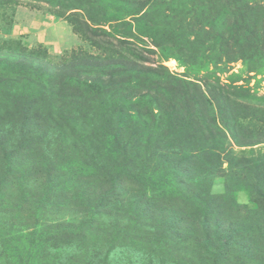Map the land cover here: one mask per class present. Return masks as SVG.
Returning a JSON list of instances; mask_svg holds the SVG:
<instances>
[{
    "label": "trees",
    "instance_id": "trees-1",
    "mask_svg": "<svg viewBox=\"0 0 264 264\" xmlns=\"http://www.w3.org/2000/svg\"><path fill=\"white\" fill-rule=\"evenodd\" d=\"M149 3L137 0L129 13L146 18ZM103 6L102 0H91L97 13ZM97 13L89 11L92 24L77 14L68 17L93 52L75 50L53 68L0 56V246L5 247L0 264H171L169 252L187 243V233L215 231L219 218L207 224L213 213L206 211L227 198L212 192L220 170H227L220 175L230 176L231 191L234 169L264 167L260 152L235 150L261 143L254 140L259 133L249 130L248 116L237 109L247 89L222 83L220 72L198 84L162 64H144L149 57L126 46L134 34L105 29L107 21L99 18L104 11ZM260 67L257 72L264 62ZM106 156L128 162L135 175L125 173L133 188H145L124 190L128 200L116 201L117 189L106 191L89 181L79 186L77 204L56 205V193L49 191L65 185V177L84 185L81 173H108L100 165ZM16 160L37 171L11 180L10 174L18 173ZM181 197L204 206L199 218L180 210ZM48 212L58 218L48 221ZM241 228L225 225L219 232L233 239ZM103 247L105 253H97Z\"/></svg>",
    "mask_w": 264,
    "mask_h": 264
},
{
    "label": "rangeland",
    "instance_id": "rangeland-1",
    "mask_svg": "<svg viewBox=\"0 0 264 264\" xmlns=\"http://www.w3.org/2000/svg\"><path fill=\"white\" fill-rule=\"evenodd\" d=\"M102 1L105 6L100 12L104 11V15L90 7L91 0H0V56H10L34 67L53 68L55 63L69 58L75 50L93 52L90 42L74 31L68 20L71 14H77L79 19L92 24L89 19L91 10L92 15L96 12V16L100 15L99 18L107 21L102 25L105 29L110 30V26H114L118 32L123 31L120 34H134L128 38L126 46L148 56L149 60L143 61L144 64H162L172 75L198 84L210 83L206 75L213 76V72H220L218 75L222 83L247 89L245 96L241 95L243 99L238 101L237 109L248 116L249 130L259 133L254 140L261 143L253 147L236 146L235 150L248 153L253 148L257 154L260 152L264 155V68L263 71H256L264 62V0H148V16L143 19L129 13L137 0ZM121 20L129 25L120 26L124 23ZM223 164L228 169V162ZM100 165L105 166L108 173L83 172L84 185L65 177V185L56 188L55 192L49 191L51 195L56 193L57 198L53 201L77 204L81 200V196L76 194L79 186H86L89 181L103 185L106 191L117 189L113 197L116 201L122 198L128 200L124 190L141 191L145 188L144 185L133 188L128 173H125L131 171L135 175L132 172L134 168L129 167L128 162L106 156ZM15 166L18 173L14 172L16 176L11 173V180L18 176L22 180L31 175L24 173L28 169L37 171L36 165L29 167L17 160ZM251 168L234 169L236 172L231 179L235 186L231 191L226 188L230 176L224 173L220 175L225 169L220 170L212 192L226 195L227 198L206 211L213 213L208 216L207 224L219 218L213 225L215 231L202 234L201 228H198L197 232L187 233V243H178L176 250L169 252L171 264H225L223 253L229 255L230 264H264V167ZM109 172L125 174L111 176ZM169 177L175 178L172 175ZM170 183L172 181L166 185ZM83 191L85 189L79 192ZM8 192L9 189L6 194ZM40 193L45 199L49 197L46 188H42ZM176 202L180 210L193 218L204 211L203 205L192 204L185 197ZM56 214L48 212L45 218L48 221L56 220ZM156 221L161 220L157 217ZM225 225L242 228L238 229L239 233L233 234V239H227L223 232H219ZM4 248L0 246L1 252ZM8 248L6 253L11 260L13 250ZM105 250L103 247L97 253L103 255ZM162 251L159 250V253ZM166 255L167 252H163L165 260ZM240 257L243 258L237 262ZM29 264L36 263L33 261Z\"/></svg>",
    "mask_w": 264,
    "mask_h": 264
}]
</instances>
